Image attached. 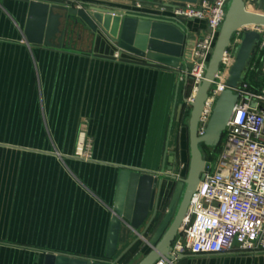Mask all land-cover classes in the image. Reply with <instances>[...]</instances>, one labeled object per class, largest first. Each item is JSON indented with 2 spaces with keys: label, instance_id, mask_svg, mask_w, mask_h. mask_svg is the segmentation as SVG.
<instances>
[{
  "label": "crops",
  "instance_id": "obj_1",
  "mask_svg": "<svg viewBox=\"0 0 264 264\" xmlns=\"http://www.w3.org/2000/svg\"><path fill=\"white\" fill-rule=\"evenodd\" d=\"M79 1L134 9L129 0ZM30 6L0 0V264H46L48 252L138 264L187 171V65L66 20L51 45L31 42ZM250 8L264 13V0ZM182 26L186 41L208 28L198 19ZM123 167L141 172L125 203L131 220L114 205ZM175 264H264V252L184 253Z\"/></svg>",
  "mask_w": 264,
  "mask_h": 264
},
{
  "label": "built area",
  "instance_id": "obj_2",
  "mask_svg": "<svg viewBox=\"0 0 264 264\" xmlns=\"http://www.w3.org/2000/svg\"><path fill=\"white\" fill-rule=\"evenodd\" d=\"M50 1L75 2L82 6L79 0ZM129 1L133 10L169 22L182 25L184 19H198L207 23L205 34L194 35L184 46L188 70L181 73L180 80L185 79L189 85L184 108V119L188 122L230 0H205L203 3ZM256 1L246 0V6L250 8ZM252 29L261 34V39L246 77L235 89L238 102L223 133L218 156L214 162L206 160L205 176L191 199L170 251L171 257L162 258L155 264H175L184 253L264 252V65H260L264 59L263 25L246 24L235 31L205 100L200 132L207 127L217 98L229 88L226 79L244 31ZM253 73L259 77L253 78Z\"/></svg>",
  "mask_w": 264,
  "mask_h": 264
},
{
  "label": "water",
  "instance_id": "obj_3",
  "mask_svg": "<svg viewBox=\"0 0 264 264\" xmlns=\"http://www.w3.org/2000/svg\"><path fill=\"white\" fill-rule=\"evenodd\" d=\"M171 1L175 3H203L205 0ZM79 3L82 5L81 7L77 6L75 2L53 3L50 0H30L27 27L29 40L51 45L50 39H53L60 30L59 26L62 24L60 20H66L70 26H84L94 32L103 30L124 50L173 67H177L178 64L181 68L184 66V61L188 56L184 47L187 43V34L178 22H169L137 10L116 9L94 2L79 1ZM246 24L264 26V13L247 9L246 0H230L227 5L226 19L220 27L213 52L206 66L205 78L198 87L189 116L190 158L187 174L178 179L165 215L150 237L152 248L138 264H155L162 258L171 257L170 251L189 210L191 199L207 170V161L202 146L214 148L221 143L223 133L238 102L235 89L246 77L261 39V34L254 29L244 31L226 79L229 88L217 98L211 119L204 132L201 133L200 117L206 103L205 100L212 88V82L221 68V62L235 31ZM182 56L184 61L181 63ZM121 171L114 204L115 211L118 215L131 220L125 203L126 200L130 202L136 196L141 172L125 167ZM147 177L151 178L150 175ZM158 206L157 204L150 223L153 222L152 220L157 214ZM46 258V264H53L54 261L56 264H108L104 260L97 261L65 253L48 252Z\"/></svg>",
  "mask_w": 264,
  "mask_h": 264
},
{
  "label": "rangeland",
  "instance_id": "obj_4",
  "mask_svg": "<svg viewBox=\"0 0 264 264\" xmlns=\"http://www.w3.org/2000/svg\"><path fill=\"white\" fill-rule=\"evenodd\" d=\"M202 151L204 152V156L206 160L210 162L212 161L214 162V160L217 158L218 153H219V151H216L215 148L213 149V148L206 147V146H202Z\"/></svg>",
  "mask_w": 264,
  "mask_h": 264
},
{
  "label": "trees",
  "instance_id": "obj_5",
  "mask_svg": "<svg viewBox=\"0 0 264 264\" xmlns=\"http://www.w3.org/2000/svg\"><path fill=\"white\" fill-rule=\"evenodd\" d=\"M253 85L255 86L256 84L254 83ZM253 85H252V86H253ZM188 122H189V121H188ZM188 122H187V123H188ZM203 146H205V145H203ZM206 147H207V146H206ZM214 148H215L216 151H219V149H220V145H218V146H216V147H214ZM214 148H213V149H214ZM188 163H189V162H188ZM187 168H188V165H187ZM187 168H186V169H187ZM187 171H188V169H187ZM187 171H186V174H187ZM185 176H186V175H185Z\"/></svg>",
  "mask_w": 264,
  "mask_h": 264
},
{
  "label": "bare ground",
  "instance_id": "obj_6",
  "mask_svg": "<svg viewBox=\"0 0 264 264\" xmlns=\"http://www.w3.org/2000/svg\"><path fill=\"white\" fill-rule=\"evenodd\" d=\"M246 7H247V9L251 10L248 6H246ZM251 11H253V10H251Z\"/></svg>",
  "mask_w": 264,
  "mask_h": 264
}]
</instances>
